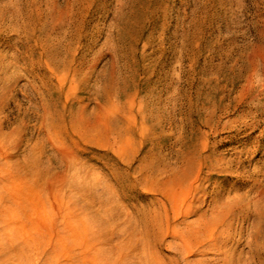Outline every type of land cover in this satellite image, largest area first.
Segmentation results:
<instances>
[{
    "label": "rangeland",
    "instance_id": "rangeland-1",
    "mask_svg": "<svg viewBox=\"0 0 264 264\" xmlns=\"http://www.w3.org/2000/svg\"><path fill=\"white\" fill-rule=\"evenodd\" d=\"M0 139L31 264H264V0H0Z\"/></svg>",
    "mask_w": 264,
    "mask_h": 264
},
{
    "label": "bare ground",
    "instance_id": "bare-ground-1",
    "mask_svg": "<svg viewBox=\"0 0 264 264\" xmlns=\"http://www.w3.org/2000/svg\"><path fill=\"white\" fill-rule=\"evenodd\" d=\"M15 147L7 148L0 139V264L30 263L41 248L35 235L38 230L47 235L50 229L47 217L38 229L36 198L30 184L22 180L25 178L19 179L22 176L17 175L16 161H10ZM58 241L63 243L61 235ZM59 264L65 263L60 261Z\"/></svg>",
    "mask_w": 264,
    "mask_h": 264
}]
</instances>
